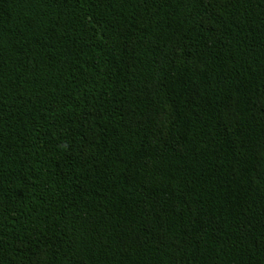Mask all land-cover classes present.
Returning a JSON list of instances; mask_svg holds the SVG:
<instances>
[{
	"label": "trees",
	"instance_id": "1",
	"mask_svg": "<svg viewBox=\"0 0 264 264\" xmlns=\"http://www.w3.org/2000/svg\"><path fill=\"white\" fill-rule=\"evenodd\" d=\"M0 264H264V0H0Z\"/></svg>",
	"mask_w": 264,
	"mask_h": 264
}]
</instances>
